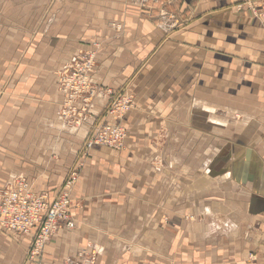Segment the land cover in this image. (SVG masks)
I'll return each instance as SVG.
<instances>
[{"label":"crops","instance_id":"1","mask_svg":"<svg viewBox=\"0 0 264 264\" xmlns=\"http://www.w3.org/2000/svg\"><path fill=\"white\" fill-rule=\"evenodd\" d=\"M261 3L53 0L50 25L6 80V120L21 112L22 136L7 123L0 188L25 176L53 199L92 128L110 123L112 98L129 92L135 107L121 150L83 158L76 229L27 261L33 235L0 227V264H65L81 253L84 264H264V23L252 10ZM94 40L101 91L72 128L60 116V80Z\"/></svg>","mask_w":264,"mask_h":264},{"label":"built area","instance_id":"2","mask_svg":"<svg viewBox=\"0 0 264 264\" xmlns=\"http://www.w3.org/2000/svg\"><path fill=\"white\" fill-rule=\"evenodd\" d=\"M261 4V9L254 6L252 10L255 17L264 23V0ZM95 58V52L77 55L60 80V91L65 96L60 116L72 128L90 117L89 107L101 91V87L93 81ZM133 107L134 97L130 94L120 92L112 98L107 107L110 123L92 128L80 151L79 161L53 199L35 193L33 184L25 176L14 178L6 187L0 188V227L20 236L33 235L31 257H38L61 230L76 229L72 193L83 158L98 146L114 150L124 147L127 130L122 122Z\"/></svg>","mask_w":264,"mask_h":264},{"label":"rangeland","instance_id":"3","mask_svg":"<svg viewBox=\"0 0 264 264\" xmlns=\"http://www.w3.org/2000/svg\"><path fill=\"white\" fill-rule=\"evenodd\" d=\"M53 0H0V143H6L7 139V123H13L18 136L21 137L22 118L21 112L17 115L14 113V119L6 120L5 109L6 102L4 98L5 92L10 90L9 83L6 80L10 78L13 83L14 78H17L18 72L14 70L22 59L23 50L32 45L34 39L33 34H37L42 28L50 25L48 14L51 13V3ZM113 27L119 32H123V26L114 23ZM93 48L85 53L95 52L96 58L99 50L103 45L100 40L92 42ZM95 58V66H96ZM9 68L11 70H9ZM10 75V77H9ZM14 89V88H12ZM134 97V107L136 96L129 92H124ZM111 102V101H110ZM133 107V109H134ZM131 112V111H130ZM126 117V116H125ZM13 120V122H12ZM4 141V142H3ZM7 151H0V155L7 156ZM3 162V160H2ZM66 180V179H65ZM65 182V181H64ZM9 182H7L8 184ZM7 184L3 187H6ZM2 187V188H3ZM26 236V235H25ZM78 258L67 263H83L78 254ZM27 261L33 260L36 257H31L30 251L27 253ZM79 260V261H78Z\"/></svg>","mask_w":264,"mask_h":264}]
</instances>
